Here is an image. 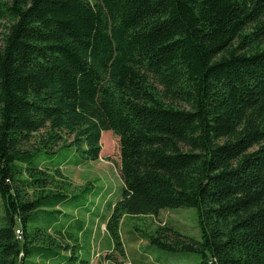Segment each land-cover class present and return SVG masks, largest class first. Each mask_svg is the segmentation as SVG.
<instances>
[{"label": "trees", "instance_id": "trees-1", "mask_svg": "<svg viewBox=\"0 0 264 264\" xmlns=\"http://www.w3.org/2000/svg\"><path fill=\"white\" fill-rule=\"evenodd\" d=\"M0 19V264H92L65 227L29 225L74 198L43 155L98 160L108 130L116 249L123 216L191 207L201 239L166 223L141 236L197 264H264V0H0Z\"/></svg>", "mask_w": 264, "mask_h": 264}, {"label": "rangeland", "instance_id": "rangeland-1", "mask_svg": "<svg viewBox=\"0 0 264 264\" xmlns=\"http://www.w3.org/2000/svg\"><path fill=\"white\" fill-rule=\"evenodd\" d=\"M9 21L0 19V46L3 45ZM38 139L29 146L35 148ZM102 151L95 161L83 160L75 146L59 147L57 153L43 155L42 167L53 170L61 167L62 172L73 182L71 198L59 208L63 214L35 216L30 228L52 225L54 229L65 227L70 245L78 244L74 252L80 258L90 259L92 264H145L160 261V264H197L196 253H172L150 245L141 235L153 233L163 224H173L182 233L201 239L196 208L184 207L163 209L159 215H125L121 219L120 233L124 243L123 254L116 249L112 237L106 229L107 220L113 204L122 195L123 180L121 177V152L119 137L108 130L102 133ZM53 149H56L55 147ZM87 182L93 183L91 192L83 193L80 187ZM79 186V187H78ZM0 199V223L3 215ZM84 229H80V224ZM64 233V232H63ZM143 234V235H144ZM74 242H73V241ZM71 256L72 251L65 253ZM58 256L45 260L31 256L27 264H73ZM64 261V263L62 262Z\"/></svg>", "mask_w": 264, "mask_h": 264}, {"label": "built area", "instance_id": "built-area-1", "mask_svg": "<svg viewBox=\"0 0 264 264\" xmlns=\"http://www.w3.org/2000/svg\"><path fill=\"white\" fill-rule=\"evenodd\" d=\"M16 235H17L18 239H22L23 238V234H22L21 230H19V229L16 231Z\"/></svg>", "mask_w": 264, "mask_h": 264}]
</instances>
